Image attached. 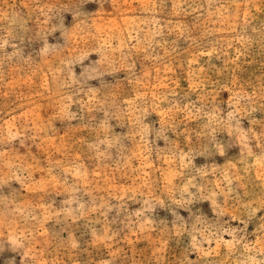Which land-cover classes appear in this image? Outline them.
<instances>
[{
  "label": "rangeland",
  "instance_id": "374dc122",
  "mask_svg": "<svg viewBox=\"0 0 264 264\" xmlns=\"http://www.w3.org/2000/svg\"><path fill=\"white\" fill-rule=\"evenodd\" d=\"M10 133L0 264L264 259V0H0Z\"/></svg>",
  "mask_w": 264,
  "mask_h": 264
},
{
  "label": "clouds",
  "instance_id": "9594fccd",
  "mask_svg": "<svg viewBox=\"0 0 264 264\" xmlns=\"http://www.w3.org/2000/svg\"><path fill=\"white\" fill-rule=\"evenodd\" d=\"M158 34V30L157 33ZM147 46L150 48L152 41H151V36L146 37V41ZM248 99H251L250 97ZM18 135V133L15 134H9L7 137L4 138H0V143H5V142H9L12 139H15L16 136ZM5 154L3 152H0V158H2ZM256 163L258 165H264V154H262L259 157H256ZM13 178H15V173H13ZM0 183H2V180H0ZM81 208H83V205L80 206ZM19 211V210H17ZM221 215H223V213H221ZM235 218V217H234ZM230 232V234H234L235 230L229 229L228 230ZM190 234L193 237V241L195 244L199 245L200 241L196 240L197 236L202 237L204 242H210L212 239H218V240H222V235L221 236H217L216 231L213 230V226L207 224L206 222L200 220L199 218H197V220L193 223V225L191 226V232ZM235 239V237H234ZM261 240H264V237H261ZM260 241H258L259 243ZM235 243L237 245L240 244V240H235ZM245 250L246 251H250L248 245H244ZM240 264H264V259H260V260H256L254 257H250L247 260L241 261Z\"/></svg>",
  "mask_w": 264,
  "mask_h": 264
}]
</instances>
